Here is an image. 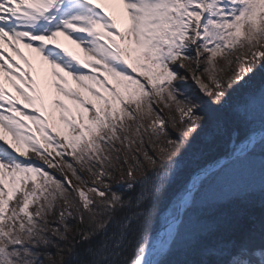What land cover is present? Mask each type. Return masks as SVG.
I'll return each mask as SVG.
<instances>
[{
    "label": "snow or ice",
    "instance_id": "1",
    "mask_svg": "<svg viewBox=\"0 0 264 264\" xmlns=\"http://www.w3.org/2000/svg\"><path fill=\"white\" fill-rule=\"evenodd\" d=\"M257 204L264 0H0V264H264Z\"/></svg>",
    "mask_w": 264,
    "mask_h": 264
},
{
    "label": "trees",
    "instance_id": "2",
    "mask_svg": "<svg viewBox=\"0 0 264 264\" xmlns=\"http://www.w3.org/2000/svg\"><path fill=\"white\" fill-rule=\"evenodd\" d=\"M222 120L226 122L230 127H235V123L232 121L231 117L228 113H225L222 117ZM211 143L210 149H205V145ZM228 147V138L227 136H223L221 138H215L214 134L211 132L203 134L197 141L196 145H194L193 151L189 153L188 159L192 162H203L204 160L211 159L212 157L224 152ZM258 205V204H257ZM255 206L251 211L246 206H241L239 208V212L247 211V213H243L242 216H247L249 212H255L256 214H260L264 212V208L260 206Z\"/></svg>",
    "mask_w": 264,
    "mask_h": 264
},
{
    "label": "rangeland",
    "instance_id": "3",
    "mask_svg": "<svg viewBox=\"0 0 264 264\" xmlns=\"http://www.w3.org/2000/svg\"><path fill=\"white\" fill-rule=\"evenodd\" d=\"M59 39H60V42H61L63 45H65L66 47H68L69 50L73 51L74 54L80 56L81 58L83 57V53L80 52V50H79L78 48H76L75 45L70 44V42L64 40L63 37H61V38H59ZM24 53H25L26 55H29V56H26V57H28V59H29L30 61L33 62L34 67H36V68H39V67H40L39 58L36 56V54H35L34 52H32L31 50L25 48ZM15 59L18 60L19 58L15 57ZM18 61L20 62V64H22L21 67H23V66H24V65H23V61H20V60H18ZM181 71H183V70H181ZM70 82H71V81H70ZM71 83H72V86H73V87L76 86L74 82H71ZM6 86L8 87V89L10 90V93H11L12 95H15V94H16L15 91L12 89V87H11L9 84L6 83ZM54 96H55V90L50 88V89L47 91V94H46V103H49V105H50V101L54 98ZM59 127L61 128V130H63V126H62V125H59ZM53 154H54V153H53ZM57 159H59V158H57ZM38 162H39V161H38ZM257 206H259V205H257ZM248 209H249V210H247V211H251V210H252V208H251V209L248 208ZM247 211H242L241 214H243V213H247Z\"/></svg>",
    "mask_w": 264,
    "mask_h": 264
},
{
    "label": "bare ground",
    "instance_id": "4",
    "mask_svg": "<svg viewBox=\"0 0 264 264\" xmlns=\"http://www.w3.org/2000/svg\"><path fill=\"white\" fill-rule=\"evenodd\" d=\"M5 47L7 48V45H5ZM20 49H25V48L21 46ZM10 52H11V49H8V51L5 52V55H9Z\"/></svg>",
    "mask_w": 264,
    "mask_h": 264
}]
</instances>
